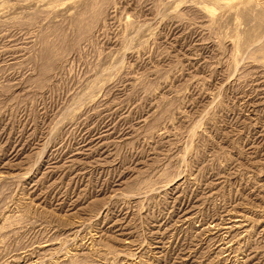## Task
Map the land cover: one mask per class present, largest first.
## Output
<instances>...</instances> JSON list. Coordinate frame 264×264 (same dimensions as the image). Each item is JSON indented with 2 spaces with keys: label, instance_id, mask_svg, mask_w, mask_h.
Here are the masks:
<instances>
[{
  "label": "rangeland",
  "instance_id": "374dc122",
  "mask_svg": "<svg viewBox=\"0 0 264 264\" xmlns=\"http://www.w3.org/2000/svg\"><path fill=\"white\" fill-rule=\"evenodd\" d=\"M0 264H264V0H0Z\"/></svg>",
  "mask_w": 264,
  "mask_h": 264
}]
</instances>
